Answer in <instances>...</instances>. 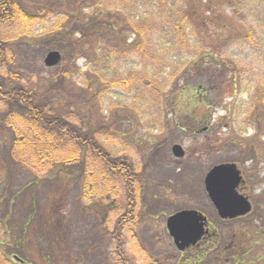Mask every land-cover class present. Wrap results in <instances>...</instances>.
Wrapping results in <instances>:
<instances>
[{
	"label": "rangeland",
	"instance_id": "1",
	"mask_svg": "<svg viewBox=\"0 0 264 264\" xmlns=\"http://www.w3.org/2000/svg\"><path fill=\"white\" fill-rule=\"evenodd\" d=\"M87 1L32 0L29 10L43 16L52 8L51 13L28 34L10 30L14 44L9 70L29 87L53 90L65 82L57 79L58 70L69 71L65 90H71L73 97L70 101L62 92L61 103L68 117L86 130L109 123L118 114L111 144L114 154L136 168L134 195L128 203L123 184L110 179L114 192L104 207L89 200L84 183L66 188L40 181L39 188H32L39 213H34L32 202L23 201L16 216L62 222L57 233L65 229L67 234H59L62 247L57 251L64 258L56 264H118L113 230L130 210L132 221L123 231L128 257L135 264H182L188 256L177 250L167 219L182 210H195L208 216L213 228L198 250L214 240L216 247L226 249V256L249 253L251 260L263 257L258 262L264 264V0H100L99 17L116 11L114 35L103 33L90 46L83 44L73 59L75 66L61 61L55 68L46 67L50 51L43 49V43L51 27L66 20L63 25L71 29L76 15L91 16L97 9ZM129 22L146 24L149 58L135 53L141 40ZM176 23L184 26V40L173 31ZM121 37L126 46H121ZM91 47L98 49L97 55L86 59ZM104 47L107 52L100 53ZM108 54L110 60L97 63ZM145 72L156 77L157 89L139 80L126 82L132 74ZM84 90L90 94L89 103H76L75 96L87 93ZM253 126L262 130L261 135H255ZM9 140L0 134L2 145ZM175 145L183 148L184 157L173 155ZM229 163L244 176L241 192L252 201L260 199H255L251 215L221 221L208 197L205 177L215 166ZM43 175L24 165L12 168L11 182L3 181L0 173V197ZM38 234L29 231L33 246L22 260L51 264L43 255L46 249L57 253L58 245Z\"/></svg>",
	"mask_w": 264,
	"mask_h": 264
},
{
	"label": "trees",
	"instance_id": "2",
	"mask_svg": "<svg viewBox=\"0 0 264 264\" xmlns=\"http://www.w3.org/2000/svg\"><path fill=\"white\" fill-rule=\"evenodd\" d=\"M87 2V5H93L97 9L90 14L91 16H86L83 12L76 15V18H79L76 19L77 21L71 29L64 26L66 20L56 21L49 31V38L43 43V49L46 51H62L64 54L62 61L66 65H76L73 59L75 60V56L81 53L83 44L90 46L89 43L96 42V39L101 38L103 33H107V36L114 35V24L117 23L116 19L118 18L116 11L99 17L98 7L100 6L98 5L101 1L88 0ZM31 5L32 0H0V134L10 137L5 145L0 142V173L3 181L11 182L12 168L17 169L24 165L28 169L44 175L41 179L34 180L33 184L25 185L17 192L0 197V214L4 213L0 219V264H26L22 257L27 258L31 254L32 239L27 238L31 229H35L40 236L47 235L49 244L58 245L55 254L51 249H46V254L43 255L46 263L56 264L57 261L59 263L64 258L63 252L57 251L58 247H62V244H59V234H67L65 229L59 234L57 233V227L62 222L58 223L55 219H37L36 215L33 218L30 215L23 218L16 216V211L23 201L32 202L34 213H39V204L37 206V197L32 188L34 185L35 190L39 188L40 181L59 184L58 186H69L66 188L84 183L83 190L87 193L86 196L89 200L106 207L110 203L109 200L112 199L115 187L109 182L110 179L123 184L128 203L134 195L137 180L135 166L121 160L112 149L111 139L115 137L113 128L117 123L118 114L111 122L100 123L97 128L87 130L72 121L66 114L61 97L62 94L67 93L72 101L73 96L69 94L71 90H65L66 82L70 80L69 71H64V68L58 70L57 79L65 82L61 88L53 90L46 87L43 89L29 87L9 70L14 44L10 30L18 28L19 34H28L35 25L44 23L51 13V5L48 6L51 9L46 10L43 16L29 10L28 6ZM187 16L189 17L188 13ZM186 18L184 15L183 19ZM129 23L141 40L136 44L135 53L149 58L151 50L147 44L149 35L145 28L146 24L142 22ZM183 27L180 23H176L173 26V31H177L175 33L178 35L180 33L184 40L186 35ZM119 39H121V46H126L125 38ZM92 49L91 47L88 51L90 56L84 55L86 59L97 55L98 49ZM99 50L100 53L107 52L105 47ZM112 55H116V53L113 52ZM111 56L109 57L108 54L107 58H104L105 60H97V63L108 61ZM76 69L78 68L76 67ZM155 79V76L145 72L144 75L132 74L126 82L131 84L133 81L139 80L155 90L158 88L155 85ZM86 85L90 92V82L87 81ZM55 92L59 94H54ZM88 92L80 94L78 97L75 96L76 103H89L90 94ZM252 129L255 135H261L262 130L259 127L253 126ZM95 164H97L96 168L93 167ZM3 181H1L2 184ZM6 190L9 192V187ZM255 199H260V197L253 198V201L250 198L253 204ZM131 205H133L132 202ZM125 208L127 212V206ZM129 214H131L130 210L125 217H120L113 230L118 264H135L125 251L126 240L123 235L124 229L132 221ZM35 222L37 225L32 228ZM192 251L196 253H191V250L188 251L189 253H185L188 258H185L182 264H253L254 260H256V264H259L258 260H263V257L251 260L249 253L245 254L239 251L228 253L226 256V249L216 247L214 240L205 244V249L202 252L201 249H192Z\"/></svg>",
	"mask_w": 264,
	"mask_h": 264
},
{
	"label": "water",
	"instance_id": "3",
	"mask_svg": "<svg viewBox=\"0 0 264 264\" xmlns=\"http://www.w3.org/2000/svg\"><path fill=\"white\" fill-rule=\"evenodd\" d=\"M62 60L58 51L49 52L45 65L49 68L57 66ZM175 157L182 158L185 152L180 145L172 148ZM243 183L241 171L236 164H221L212 168L205 177V188L208 196L224 220H232L248 215L252 204L248 197L239 193ZM207 218L194 210H184L171 215L167 219V229L180 251L196 245L207 233Z\"/></svg>",
	"mask_w": 264,
	"mask_h": 264
},
{
	"label": "flooded vegetation",
	"instance_id": "4",
	"mask_svg": "<svg viewBox=\"0 0 264 264\" xmlns=\"http://www.w3.org/2000/svg\"><path fill=\"white\" fill-rule=\"evenodd\" d=\"M210 231H211V227H210ZM206 240L205 238H203V241ZM203 241L201 243H203Z\"/></svg>",
	"mask_w": 264,
	"mask_h": 264
}]
</instances>
